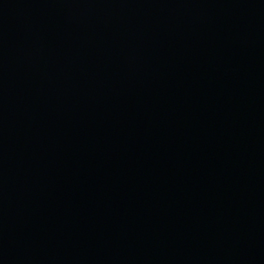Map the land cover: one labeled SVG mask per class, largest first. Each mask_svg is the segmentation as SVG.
<instances>
[{"label":"water","instance_id":"1","mask_svg":"<svg viewBox=\"0 0 264 264\" xmlns=\"http://www.w3.org/2000/svg\"><path fill=\"white\" fill-rule=\"evenodd\" d=\"M0 264H264V0H0Z\"/></svg>","mask_w":264,"mask_h":264}]
</instances>
